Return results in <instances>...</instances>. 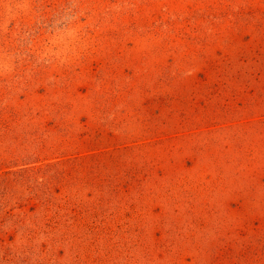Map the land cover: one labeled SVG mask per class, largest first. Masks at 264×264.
<instances>
[{
	"label": "rangeland",
	"instance_id": "rangeland-1",
	"mask_svg": "<svg viewBox=\"0 0 264 264\" xmlns=\"http://www.w3.org/2000/svg\"><path fill=\"white\" fill-rule=\"evenodd\" d=\"M0 264H264V0H0Z\"/></svg>",
	"mask_w": 264,
	"mask_h": 264
}]
</instances>
